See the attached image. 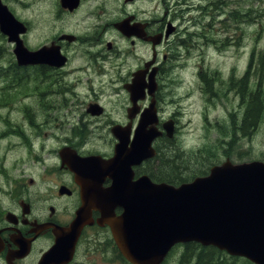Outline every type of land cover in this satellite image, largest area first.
<instances>
[{
	"label": "flooded vegetation",
	"instance_id": "af4514ba",
	"mask_svg": "<svg viewBox=\"0 0 264 264\" xmlns=\"http://www.w3.org/2000/svg\"><path fill=\"white\" fill-rule=\"evenodd\" d=\"M3 1L13 5L10 0ZM80 1L81 6L75 10L63 7L60 0H55L52 8L41 9V23L52 16L62 23L63 29L42 41L37 49L55 43L61 47L67 63L62 68L41 63L35 66L39 88L34 91L36 101L31 108L23 105L19 110H12L10 104L6 105L9 112L6 127L16 128L13 134L5 132L1 137H14L17 140L14 146L21 152L11 170L7 171L2 164L0 167L3 179L0 264H124L109 227L100 224L102 214L96 210L92 211L91 223L83 227L72 255V237L66 230L81 207V188L62 155L69 152L81 157L100 155L109 159L117 143L113 128H130L132 138L150 98L133 106L123 89L132 82L136 72L146 70L154 62L146 80L157 66L155 98L160 110L163 79L175 59L182 57L181 48L185 45L181 37L183 27L178 25L185 23L183 31L187 32L201 22L196 11L198 0L179 1L180 12H172L171 8L158 19L150 16L148 8H140V4L149 5L154 0H123L124 4H132L122 7V12L113 19L108 18L107 10L96 13L89 6V0ZM192 13L196 16L191 17ZM117 22H124L132 36L125 37L115 30ZM73 24L75 28H71ZM83 25L87 29L82 30ZM167 30H171L168 37ZM70 32L77 36L75 42L59 40L62 34ZM117 58L124 59L121 67H115ZM79 88L84 91H78ZM104 91H109L108 100L114 105L126 93L127 103L120 104V109L113 113L104 101ZM14 113L17 115L13 119ZM102 129L106 133L99 131ZM95 138L103 139L102 147L108 145L109 150L98 148ZM49 140L56 147L44 158V152L49 149L45 142ZM150 163L135 168V179ZM109 186L110 181L106 179L102 187ZM121 213V209L116 210L117 215ZM59 242L62 248L55 253V260L44 263L45 254L53 251Z\"/></svg>",
	"mask_w": 264,
	"mask_h": 264
},
{
	"label": "water",
	"instance_id": "95a60500",
	"mask_svg": "<svg viewBox=\"0 0 264 264\" xmlns=\"http://www.w3.org/2000/svg\"><path fill=\"white\" fill-rule=\"evenodd\" d=\"M0 28L9 41L17 43L20 65L39 60L41 52H28L19 39L25 32L23 24L1 3ZM40 60L49 58L43 55ZM139 91L140 83L131 86L134 100ZM167 131L171 137L173 129ZM158 135L155 129L146 131L141 126L131 147L128 135L118 136L120 142L108 160L72 157L71 170L83 194L73 230L82 227L86 213L98 209L133 264H159L179 242L212 245L264 264V162L233 164L228 159L212 167L206 177L179 187L154 183L148 176L134 180L133 166L155 155L151 143ZM106 178L112 185L103 189L100 185ZM117 207L123 209L120 216L114 214Z\"/></svg>",
	"mask_w": 264,
	"mask_h": 264
},
{
	"label": "rangeland",
	"instance_id": "374dc122",
	"mask_svg": "<svg viewBox=\"0 0 264 264\" xmlns=\"http://www.w3.org/2000/svg\"><path fill=\"white\" fill-rule=\"evenodd\" d=\"M177 1L184 0H154L149 5L140 4V8H148L150 16H156L158 19L171 8H173L172 12H180ZM88 2L96 13L110 8L107 13L108 18L117 17L121 13L119 9L125 5L123 0H89ZM235 3L237 6L239 0ZM12 4L11 8L19 19L32 23L31 32L26 39V44L30 48L35 49L42 41L63 29L62 23L55 21L52 16L41 23V9L54 7V0H19L18 4L14 2ZM261 6H264V0L259 6H254V9ZM225 8V14L220 15L219 20L215 18L213 30L205 20L202 26H197L193 33L187 35L188 45H191L190 54L186 56L187 51H185V56L164 80L167 85L162 94L163 113L175 114L178 121L175 138L166 151V154H169L167 156L169 161L166 160L165 163L178 165V171L182 166H190L196 173L199 172L205 166L201 157L203 154L213 159L210 160L212 164L221 163L227 158L235 163L264 158V117L253 130L246 133L241 130L248 94H251V91H243L241 79L247 72L253 56L255 62L252 72L249 73L251 75L249 90H256L257 84L261 83V92L264 93V72L257 67L260 56L264 53V15L259 16L264 14V10L255 12L257 15L251 17L254 13L240 14L237 8L236 12L238 11L239 15L234 17V30H232V25L227 21L230 9L228 5H225ZM91 20L95 18L91 17ZM75 27L76 24L71 26V28ZM81 29H87L86 25ZM114 37L116 38L117 35ZM2 46L9 51H5L6 54L0 58V64L9 65L13 60L11 57L13 47L7 41ZM81 55L83 56L82 53ZM8 75L9 77H5L0 71V99L3 94L10 95L12 103L20 106L18 100L23 98L21 91H36V89L33 82L25 88L24 85L16 82L10 73ZM78 91L84 90L79 88ZM126 97H128L126 93L121 95L114 105L108 100L109 91H104L103 95L105 103L113 113L120 109V104L126 103ZM26 103L32 102L28 100ZM4 104L3 99L0 102V121L6 113ZM15 116L14 113L13 117ZM4 127V123L0 122V131ZM99 131L106 133V129ZM94 141L99 143L96 144L98 148L109 150L108 145L102 147L103 139L95 138ZM50 142L52 140L45 142L46 148L52 147L53 144ZM8 145V140L0 141V163H5V168L10 169L21 150L15 146L9 148ZM173 152L179 156L175 163L170 160ZM182 175L188 176L185 171H182ZM0 183L3 181L0 180ZM172 262L173 257L168 264H173ZM227 262L232 260L227 258Z\"/></svg>",
	"mask_w": 264,
	"mask_h": 264
},
{
	"label": "trees",
	"instance_id": "16d2710c",
	"mask_svg": "<svg viewBox=\"0 0 264 264\" xmlns=\"http://www.w3.org/2000/svg\"><path fill=\"white\" fill-rule=\"evenodd\" d=\"M242 10V9H240ZM249 13H254L253 10H249ZM264 15V14H263ZM259 15V16H263ZM255 18V17H254ZM253 18V19H254ZM259 18V17H258ZM254 62H255V57L253 56L250 62L249 70L244 76V78L241 79V82L244 84V90L243 91H251V94H248L247 98V104H246V112L245 116L242 122L241 129L245 132L249 129H253L257 126L259 120L264 117V93H262L261 89V83L257 84V89L256 90H249V86H251V75L249 73L252 72L254 68ZM259 70L261 72H264V53L261 54L260 60L258 63ZM246 88V89H245ZM243 98H244V93H243ZM203 158L204 162V168L200 169L198 173L194 171L190 166H184L188 170V179H181L179 178L177 181L178 183H182L184 181H187L189 179H192L193 177H196L197 175H206L209 169V166L212 164L210 160H213L211 158H208L206 154H203L201 156ZM178 160V158L171 159V162L175 163ZM169 161V160H168ZM167 161V162H168ZM178 165H172V164H165L162 169L158 171V173L162 174V177L165 178V181L174 183L172 181L173 179L169 180L166 178L167 175L172 174L173 176L181 175L182 172L178 171ZM183 167V166H182ZM163 178L159 177V179L164 180ZM187 256V262L191 263V260H194V263L196 264H252L249 261L244 260L242 262H236L240 258H235V257H229L225 253H222L212 247H199L197 248L193 244L188 245L187 249V254L185 255V258ZM227 258L232 260V262H227Z\"/></svg>",
	"mask_w": 264,
	"mask_h": 264
}]
</instances>
